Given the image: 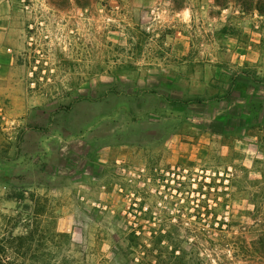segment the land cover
I'll list each match as a JSON object with an SVG mask.
<instances>
[{
  "label": "rangeland",
  "instance_id": "374dc122",
  "mask_svg": "<svg viewBox=\"0 0 264 264\" xmlns=\"http://www.w3.org/2000/svg\"><path fill=\"white\" fill-rule=\"evenodd\" d=\"M14 2L0 13L15 18L17 93L34 119L12 114L6 97L22 157L0 149V264H249L264 234V78L204 97L185 79L171 84L172 73L186 78L188 41L219 45V10L209 17L201 0H186L192 17L172 0ZM154 92L177 111L154 116L151 136L133 113ZM123 98L140 145L108 153L126 130L107 120L87 129L90 102L100 115ZM80 129L86 137L64 141ZM165 129L170 143L155 140Z\"/></svg>",
  "mask_w": 264,
  "mask_h": 264
},
{
  "label": "crops",
  "instance_id": "0c3cea01",
  "mask_svg": "<svg viewBox=\"0 0 264 264\" xmlns=\"http://www.w3.org/2000/svg\"><path fill=\"white\" fill-rule=\"evenodd\" d=\"M15 3L14 0H0V8H10L16 5ZM201 6L207 11L209 17H213L211 9L215 8L219 10V14L217 13L214 18L223 20L222 26L224 30L220 36V43L217 47H203L194 50L191 42L188 41L184 52L186 56L185 63L181 68V70L186 71V78L177 73L170 74L175 75L171 82L173 87H177L179 82L185 79L186 87L189 88L187 91L192 96L204 97L207 93L211 94V91L207 90V88L232 87L234 85V78L237 77L239 79L250 80L251 76L254 75L257 78L263 79L264 13H260L257 10L245 12L235 2H230L227 6H220L216 3V0H201ZM181 10L192 17L193 10L191 7L187 6ZM13 19L15 18L11 14L0 13V100L3 99L0 103L5 102L6 97H8L11 103V113L15 115L27 114L26 121H32L34 119L33 110L29 112L30 109L25 98L17 93V88L21 85L22 80L18 75V56L14 48L17 46V32L12 26ZM186 38L187 40L190 39L189 36H186ZM147 97L157 101V104L146 103L137 109L133 113V116L135 120H138V124H135L139 127L138 130L145 129V131H149L150 135L153 136L150 131L154 126V116H157L161 110H168V116L170 117L172 116V112L176 113L177 108L170 105L169 101L162 98L159 93L154 92ZM163 101L167 103H163ZM90 105L91 109L96 107V110H93L95 113L90 116L87 129L97 128L103 121L107 120L106 122H114L116 127L121 128L122 133H125L123 131L126 130V134L122 135L121 138L109 140L103 145L108 153L119 151L120 149L126 151L130 149V146L140 145L139 143L132 142L128 137L131 133L128 129L131 124L124 121L130 112V105L127 99L123 98L120 106L115 105L106 114L100 115H98L97 111L99 110V105L101 107V104L96 103L95 106L90 102ZM221 118H226V115L221 116ZM3 126L5 125L0 124V149L4 148L7 153L13 155L11 161L18 163L22 154L15 151L18 146V144L16 145L17 135H14V128L12 126ZM166 130H169V133ZM171 132V129H165L164 133H162L163 136L155 140L164 138L166 143H170ZM63 134L66 143L87 136L83 129L73 131V133H69L68 135ZM169 134L171 135L169 136ZM150 138L148 142L153 144L155 142L153 138L155 137ZM42 143H45L44 139ZM42 147L30 151V154L35 157L38 154H45L46 150ZM71 152L72 150L70 149L64 153L69 154Z\"/></svg>",
  "mask_w": 264,
  "mask_h": 264
},
{
  "label": "trees",
  "instance_id": "16d2710c",
  "mask_svg": "<svg viewBox=\"0 0 264 264\" xmlns=\"http://www.w3.org/2000/svg\"><path fill=\"white\" fill-rule=\"evenodd\" d=\"M78 5L85 8L89 2L82 3L81 0H77ZM99 1V0H96ZM230 2H235L239 5L243 11H253L257 10L260 13H264V0H216V3L220 6H227ZM172 3L177 9H182L186 6V0H172ZM199 102H202V99H196ZM248 256H245V260L249 264H264V234L260 238L254 241V250L250 249ZM248 254V252H246Z\"/></svg>",
  "mask_w": 264,
  "mask_h": 264
},
{
  "label": "built area",
  "instance_id": "2783aa9c",
  "mask_svg": "<svg viewBox=\"0 0 264 264\" xmlns=\"http://www.w3.org/2000/svg\"><path fill=\"white\" fill-rule=\"evenodd\" d=\"M6 103L7 102H3L0 105V123H3L5 126H12L13 128H17L16 120L12 119L9 116Z\"/></svg>",
  "mask_w": 264,
  "mask_h": 264
}]
</instances>
